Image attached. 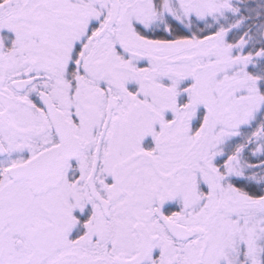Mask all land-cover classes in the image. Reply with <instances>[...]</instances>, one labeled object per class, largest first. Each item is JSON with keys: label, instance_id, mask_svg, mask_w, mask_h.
<instances>
[{"label": "snow or ice", "instance_id": "1", "mask_svg": "<svg viewBox=\"0 0 264 264\" xmlns=\"http://www.w3.org/2000/svg\"><path fill=\"white\" fill-rule=\"evenodd\" d=\"M0 264H264V0H0Z\"/></svg>", "mask_w": 264, "mask_h": 264}]
</instances>
